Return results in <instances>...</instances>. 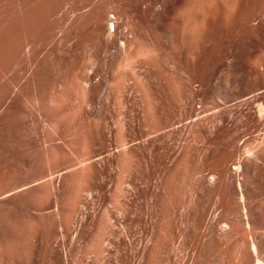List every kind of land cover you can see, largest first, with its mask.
Segmentation results:
<instances>
[{"label": "bare ground", "instance_id": "1", "mask_svg": "<svg viewBox=\"0 0 264 264\" xmlns=\"http://www.w3.org/2000/svg\"><path fill=\"white\" fill-rule=\"evenodd\" d=\"M17 74L0 98L10 165L44 161L59 125L46 102L91 117L109 84L120 97L118 126L133 127L114 128L108 174L124 193L121 263L138 245L152 264H264V0H0V97ZM13 143L30 153L6 158Z\"/></svg>", "mask_w": 264, "mask_h": 264}, {"label": "rangeland", "instance_id": "2", "mask_svg": "<svg viewBox=\"0 0 264 264\" xmlns=\"http://www.w3.org/2000/svg\"><path fill=\"white\" fill-rule=\"evenodd\" d=\"M58 49L56 47L55 51ZM33 60H36L35 57ZM22 70L27 72L28 67L24 66ZM21 76L17 74L3 83L1 99L11 95L13 83ZM52 89L48 88L46 92L50 94ZM56 90L61 99L60 88L55 87L53 92ZM116 93L109 84L104 111L91 117L78 109L77 101L73 98L66 102L63 107L66 114L61 118L59 113L63 108L46 102L43 109L50 117L55 116L59 125L46 135L47 143L42 145L43 149L39 146L44 153L42 164L31 167L27 162L10 165L8 161L0 160V264L121 263L118 260L119 242L120 239L128 242V238L123 233L120 236L121 227L119 229L111 217L116 211V214L125 212L124 193L122 195L120 192L122 185L115 190L108 177L113 153L111 143L116 137L114 128L123 122L118 115L122 107ZM20 96L23 109L28 111L26 92ZM115 122L118 124L114 125ZM123 123L116 129L118 139L128 137L133 132V127L129 128ZM48 144L49 147L45 146ZM14 145L5 151L6 158L11 157L14 148L22 151L24 157L30 153L28 146ZM50 146L55 149L54 152ZM115 152L117 154L118 149ZM119 174L116 179L122 177ZM114 204H118L121 210L115 209L113 212ZM127 221V226H131L130 220ZM137 248V256L131 264H152L148 262L153 255L149 252L142 255L140 246L137 245ZM155 261H152L153 264L158 263Z\"/></svg>", "mask_w": 264, "mask_h": 264}]
</instances>
